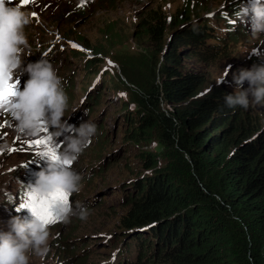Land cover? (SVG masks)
Returning <instances> with one entry per match:
<instances>
[{"label": "trees", "instance_id": "1", "mask_svg": "<svg viewBox=\"0 0 264 264\" xmlns=\"http://www.w3.org/2000/svg\"><path fill=\"white\" fill-rule=\"evenodd\" d=\"M207 1L184 0L170 15L159 6L144 12L134 41L151 42L145 53L118 47L112 23L93 47L74 39L95 55L78 51L89 71L105 57L118 66L119 88L137 105L122 108L126 142L155 143L141 148L145 171L123 186L120 229L103 239L111 254L98 264H264V128L251 106L225 104L235 83L204 87L202 73L182 67L184 50L207 62L244 32L234 26L218 36L206 22L193 28L192 14Z\"/></svg>", "mask_w": 264, "mask_h": 264}, {"label": "rangeland", "instance_id": "2", "mask_svg": "<svg viewBox=\"0 0 264 264\" xmlns=\"http://www.w3.org/2000/svg\"><path fill=\"white\" fill-rule=\"evenodd\" d=\"M184 0H15L21 4L23 10L31 13L32 22L25 28L31 55L24 58L25 65L28 59L47 58L61 77L64 90L68 96V108L63 120L69 124L79 126L82 122H92L96 125V134L91 143L73 162L72 167L82 176L81 191L68 195L73 205L81 202L89 210L87 220L82 221L72 217L70 223L59 220L49 224L50 237L59 234L61 245L54 258L45 259L33 256L29 253V264H98L107 259L111 249L107 248L103 239L112 236V233L120 229V217L125 212L123 206L124 190L132 178L145 171L139 154L142 150L153 151L155 143H141L137 145L132 141L126 142L124 135L127 122L123 118V107L134 109L137 105L129 97L126 91L119 88L120 81L117 74L120 73L118 66H114L108 57L98 62L95 71H89L86 67L88 59L83 53H79V45L75 38H85L86 45L93 47L104 40L107 24L112 22L113 28L117 30V40L121 45L118 47H129L134 52L145 53L153 50L151 42H143L140 46L134 41V32L139 18L146 11L159 6L168 15L177 8H181ZM193 1V0H191ZM14 2V0H13ZM245 0H208L192 19V26L206 22L224 31L226 24L234 22L239 25L243 23L247 28L240 35V39L231 43L227 48L220 49L214 59L207 62L191 56V48L182 52L183 71H196L205 76L204 87H210L216 79L228 68V75L224 81L234 83L233 74L239 69L251 68L244 65L245 58L251 52L258 50V37L260 43H264V32L253 36L250 25L242 22L235 15L239 6ZM230 11H229V9ZM225 15V18H216L215 14ZM199 16L200 18L198 19ZM183 25V24H182ZM186 23L185 27H189ZM104 28V29H103ZM178 29L182 26L178 25ZM217 30V29H216ZM170 36H166L162 46H167ZM216 40V39H215ZM133 45V46H128ZM117 47V46H116ZM76 51L72 55L70 51ZM208 52L206 48H203ZM85 53L87 50L82 49ZM27 51V50H26ZM81 52V51H80ZM97 56V55H96ZM189 56V57H188ZM229 66H231L229 68ZM113 67V69H112ZM110 80L114 83H110ZM150 85L155 87L160 83V76L155 74ZM245 83L248 82L245 81ZM141 97H147L145 91H141ZM94 95L90 97V95ZM86 105L91 106L86 111ZM126 111V109H125ZM257 118L258 124L264 123V105H253L251 109ZM87 112V115L85 114ZM130 115V114H129ZM1 121V119H0ZM6 127V126H5ZM102 130V131H101ZM105 136H102L104 135ZM35 140H24L13 142L5 147L0 157L9 156L0 163L17 165L23 155L10 156L17 152L18 146L29 148L39 154V165H47V160L40 157L41 153L49 147L45 136ZM63 135L57 138L56 151H62ZM3 141H6L4 139ZM45 141L46 143H40ZM39 146L41 149H39ZM12 166L0 168V186H5L3 177L8 174ZM6 187V186H5ZM2 193L0 190V212L2 210ZM4 200V199H3ZM58 210L55 205L53 213ZM54 239V238H53ZM55 240V239H54ZM75 246L66 247L67 242H75ZM56 251V249H55ZM60 261L56 259V255ZM72 254V255H71Z\"/></svg>", "mask_w": 264, "mask_h": 264}, {"label": "clouds", "instance_id": "3", "mask_svg": "<svg viewBox=\"0 0 264 264\" xmlns=\"http://www.w3.org/2000/svg\"><path fill=\"white\" fill-rule=\"evenodd\" d=\"M219 11L222 15L215 14V17L225 18ZM235 15L250 25L253 36L264 32V0H245ZM31 22V13L23 10L21 4L15 0H0V153L13 142L35 140L46 131L45 139L49 145L40 155L47 160L46 167L38 164L37 150L29 151L22 145L10 155H23L17 165L0 163V168L12 166L3 177L6 187L0 186L4 199H1L0 212V264H29V253L43 259L54 258L61 243L60 236H53L55 240L50 237V223L31 210L29 194L44 198L57 192H65L69 196L79 193L82 176L69 165L89 146L97 131L92 122H82L77 127L62 119L68 108V96L61 77L47 58L28 59L25 65L24 58L31 55L25 28ZM234 26L249 32L243 23L237 25L234 22L227 23L224 31L216 25L211 28L221 36ZM257 46L258 50L251 52L241 65L252 67L239 69L233 74L236 91L225 96V104L230 108L240 106L247 109L251 106L252 109L253 105H264V43H260L259 37ZM79 48L82 52V49L87 50L89 53H84L88 56H95L89 48L80 45ZM228 70L216 79V84L231 83L224 81ZM122 79L125 80L124 77ZM10 84L16 85L14 94L3 95ZM261 126L264 128V123ZM62 135V151L57 152V138ZM7 157H0V161ZM54 208L55 205L52 211ZM55 215L57 220L67 224L74 216L87 220L89 210L81 202L73 205L67 200L58 204ZM56 257L60 261L58 253Z\"/></svg>", "mask_w": 264, "mask_h": 264}, {"label": "snow or ice", "instance_id": "4", "mask_svg": "<svg viewBox=\"0 0 264 264\" xmlns=\"http://www.w3.org/2000/svg\"><path fill=\"white\" fill-rule=\"evenodd\" d=\"M16 85L10 84L8 89L3 95L11 96L14 94ZM40 143H46L45 141H40ZM70 163V162H69ZM31 204L29 205L31 210L40 215V217L46 223H53L57 219L56 215L53 213L52 209L54 205L60 203H66L68 200V194L65 192H57L52 194L50 197L36 198L34 194H29ZM25 205H21L24 207Z\"/></svg>", "mask_w": 264, "mask_h": 264}, {"label": "bare ground", "instance_id": "5", "mask_svg": "<svg viewBox=\"0 0 264 264\" xmlns=\"http://www.w3.org/2000/svg\"><path fill=\"white\" fill-rule=\"evenodd\" d=\"M112 23V22H111ZM104 29V28H103ZM189 57V56H188Z\"/></svg>", "mask_w": 264, "mask_h": 264}]
</instances>
